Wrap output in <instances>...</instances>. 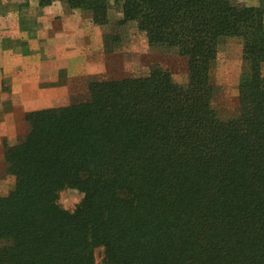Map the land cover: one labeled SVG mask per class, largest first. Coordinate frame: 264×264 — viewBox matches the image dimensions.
<instances>
[{
    "label": "trees",
    "instance_id": "1",
    "mask_svg": "<svg viewBox=\"0 0 264 264\" xmlns=\"http://www.w3.org/2000/svg\"><path fill=\"white\" fill-rule=\"evenodd\" d=\"M60 1L90 14L108 53L135 28L151 51L185 58L187 80L152 64L26 112L4 144L0 264H96L97 246L105 264H264V0H115L113 23L109 0ZM231 39L239 110L224 120L212 70ZM65 188L84 194L74 212Z\"/></svg>",
    "mask_w": 264,
    "mask_h": 264
},
{
    "label": "crops",
    "instance_id": "2",
    "mask_svg": "<svg viewBox=\"0 0 264 264\" xmlns=\"http://www.w3.org/2000/svg\"><path fill=\"white\" fill-rule=\"evenodd\" d=\"M104 48L90 14L60 0H0V163L27 110L73 101L87 93L90 76L106 72Z\"/></svg>",
    "mask_w": 264,
    "mask_h": 264
},
{
    "label": "rangeland",
    "instance_id": "3",
    "mask_svg": "<svg viewBox=\"0 0 264 264\" xmlns=\"http://www.w3.org/2000/svg\"><path fill=\"white\" fill-rule=\"evenodd\" d=\"M111 8L109 9L108 18L110 22L118 21V10L115 0H109ZM237 4L252 6L258 0H233ZM80 10V9H78ZM84 14H89L86 11L80 10ZM108 31V30H107ZM115 53L111 54L105 50L106 54L110 55L107 58L106 72L94 77L100 80H110L129 76H141L148 72V68L152 64H159L164 69L168 70L173 78L179 82L184 83L187 80V63L186 59L174 54H161L151 51L146 43L145 35L135 30V28L121 31V41L117 48H114ZM241 56L242 46L237 39H231L219 47L215 66L212 70V79L218 87V95L213 101V106L217 111L220 118L226 120L237 114L239 110V80L241 76ZM90 76L88 80L93 77ZM87 80V90H88ZM84 96L81 93L79 97ZM77 101H62V104L73 103ZM52 106H45L49 108ZM40 107V109H43ZM35 110V109H33ZM32 109L26 112L33 111ZM38 110V109H36ZM25 112V114H26ZM22 123V132L17 139L22 136L27 130L25 121ZM20 127V128H21ZM16 139V140H17ZM16 140L14 142H16ZM12 142V143H14ZM9 143V142H8ZM4 162V161H3ZM2 163H0V194L8 192L13 186L14 178H2ZM84 194L82 191L75 188H65L60 192L59 203L69 212H74L78 205L81 203ZM94 258L96 264H105L106 253L103 246H97L94 249Z\"/></svg>",
    "mask_w": 264,
    "mask_h": 264
}]
</instances>
